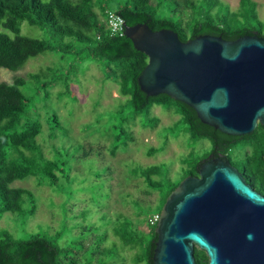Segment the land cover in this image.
I'll list each match as a JSON object with an SVG mask.
<instances>
[{
  "label": "trees",
  "instance_id": "16d2710c",
  "mask_svg": "<svg viewBox=\"0 0 264 264\" xmlns=\"http://www.w3.org/2000/svg\"><path fill=\"white\" fill-rule=\"evenodd\" d=\"M256 7L255 0H239L236 10L222 0H0V68L15 72L28 59L41 54H51L56 60L26 76L17 75L11 82L0 81V218L10 212L9 216L18 220L36 209L33 192L13 186L15 180L32 176L37 185L64 188L61 178L67 164L79 152L83 151L81 158L91 152L81 143L65 145L69 129L61 123L58 110L46 101L51 88L58 85L64 87V93H71L69 87L77 73L73 63L79 54L83 56L81 60L91 59L100 65L105 79L115 83L119 94L127 98L119 103V112L126 111L134 119L139 113L148 114L154 105L162 106L180 116L175 126H182L190 138H207L212 144L210 154L196 160L193 168L176 180L168 175L161 181L155 180L152 176L157 175L156 167L150 170L129 166L132 176L142 177L147 189L158 194V204L147 208L133 199L138 205L135 220L119 214L110 216L107 222L123 249H136L134 264H152L157 233L156 223L149 224L148 218L160 213L170 192L185 176L197 174L204 161L221 156L245 177L264 182V126L258 123L249 134L229 135L202 123L193 108L167 94L147 96L140 90L137 78L148 57L135 49L124 32L112 33L107 25V15L114 11L123 19L124 26L146 23L152 30L171 29L181 41L202 34L226 40L243 35L264 37V21L260 20ZM24 23L38 28V36L23 34ZM125 121L109 127L117 129L112 155L119 145L126 147L134 141ZM148 121H154L156 126L158 118ZM163 149L150 146L147 153L153 155ZM235 150L240 151L239 162L232 155ZM93 185L88 183L87 188ZM139 216L143 217L140 221L148 223L147 231L140 229ZM105 217L104 213L101 219L106 221ZM95 227L90 223L82 232ZM106 236H96L87 246L79 243L84 252L80 254L61 247L56 238L46 233L19 239L0 226V264H130L114 247L103 246ZM194 255L196 264L208 263L202 250L196 249Z\"/></svg>",
  "mask_w": 264,
  "mask_h": 264
},
{
  "label": "water",
  "instance_id": "95a60500",
  "mask_svg": "<svg viewBox=\"0 0 264 264\" xmlns=\"http://www.w3.org/2000/svg\"><path fill=\"white\" fill-rule=\"evenodd\" d=\"M124 35L148 57L137 78L147 96L167 94L229 135L264 126L263 36L181 41L146 23L125 25ZM155 232L152 264H195L196 246L207 264H264V196L229 160L211 157L167 196Z\"/></svg>",
  "mask_w": 264,
  "mask_h": 264
},
{
  "label": "rangeland",
  "instance_id": "374dc122",
  "mask_svg": "<svg viewBox=\"0 0 264 264\" xmlns=\"http://www.w3.org/2000/svg\"><path fill=\"white\" fill-rule=\"evenodd\" d=\"M222 1L231 10L239 7V0ZM255 1L256 11L263 22L264 0ZM22 33L37 37L39 29L24 23ZM77 57L73 63L77 73L69 87L71 93H64V87L58 85L51 88L46 101L58 110L61 123L69 129L65 145L81 143L86 151L91 152L87 157L81 158V151L77 154L78 158H72L67 164L61 178L64 188L49 184L37 185L32 176L15 180L13 186L33 192L36 209L33 214L18 220L11 218L10 212L5 213L0 218V226L19 239H27L33 233H46L49 237L56 238L61 247H69L80 254L84 252L79 243L87 246L96 236L106 234L103 246L114 247L125 257L127 263L134 264L136 249H123L107 222L119 214L135 220L138 205L133 199L147 208V205L158 204V194L147 189V182L142 177L132 176L129 166L148 167L150 170L156 167L154 171L157 175L152 176L155 180L161 181L166 175L176 180L188 169H192L196 160L206 158L212 144L207 138H190V134L182 126H175L180 116L162 106L154 105L148 114L139 113L134 119L126 111L119 112V103L126 102L127 98L119 94L118 86L105 79L104 72L96 62L87 58L81 60L82 54ZM53 58L51 54L38 55L28 59L15 72L0 68V81L11 82L17 75L26 76L29 72L38 71L51 62L56 63ZM64 63L68 65V61ZM155 117L158 118L156 126L152 121ZM149 118L152 122L148 121ZM121 120H126L124 124L132 131L134 141L126 147L119 145L112 155L111 145L117 129L109 127H114ZM150 146H162L164 149L148 155L147 149ZM232 155L235 161L241 156L239 150L233 151ZM96 181L99 183H95ZM88 183L94 185L87 188ZM104 213L106 221L101 219ZM147 213L146 211L143 215ZM142 218L138 217L139 227L147 231L149 222L146 224L145 221H140ZM90 223H94L96 227L83 233V227Z\"/></svg>",
  "mask_w": 264,
  "mask_h": 264
},
{
  "label": "built area",
  "instance_id": "2783aa9c",
  "mask_svg": "<svg viewBox=\"0 0 264 264\" xmlns=\"http://www.w3.org/2000/svg\"><path fill=\"white\" fill-rule=\"evenodd\" d=\"M124 21L123 19L116 14V12H109L107 15V25L111 29L112 33L122 34L124 32ZM159 214H153L149 217V224H154L157 222Z\"/></svg>",
  "mask_w": 264,
  "mask_h": 264
},
{
  "label": "flooded vegetation",
  "instance_id": "af4514ba",
  "mask_svg": "<svg viewBox=\"0 0 264 264\" xmlns=\"http://www.w3.org/2000/svg\"><path fill=\"white\" fill-rule=\"evenodd\" d=\"M236 167V166H235ZM237 168V167H236ZM238 169V168H237ZM239 170V169H238ZM197 175V174H195ZM243 175V174H242ZM244 176V175H243ZM245 181L247 182V184H249L256 192H258L259 194H261L262 196H264V182H260L258 178L256 179H251V178H247L245 177ZM202 250L199 247H195V250ZM194 250V253H195ZM203 251V250H202ZM204 252V251H203ZM205 253V252H204ZM206 255V254H205ZM195 256V255H194ZM196 264V263H195Z\"/></svg>",
  "mask_w": 264,
  "mask_h": 264
}]
</instances>
